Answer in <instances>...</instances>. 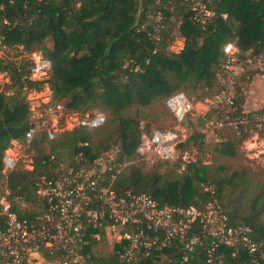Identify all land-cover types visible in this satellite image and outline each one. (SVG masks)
Masks as SVG:
<instances>
[{
  "label": "trees",
  "instance_id": "1",
  "mask_svg": "<svg viewBox=\"0 0 264 264\" xmlns=\"http://www.w3.org/2000/svg\"><path fill=\"white\" fill-rule=\"evenodd\" d=\"M207 4L213 14L201 24L192 20L181 0H0V44L22 46L29 53L39 50L49 60L46 82L55 102H63L67 112L92 114L97 110L105 115L98 126L75 125L52 138L47 135V127L38 132L34 129L27 144L32 152L31 168L15 164L5 176V150L12 140L24 143L26 131L35 128L26 97L30 90H39L42 82L30 78L31 59H0V73L7 74L6 87L11 89L9 93L0 90V195L6 185L12 211L34 220L46 210L36 193L41 176H56L69 166L82 164L81 159L88 164L116 148L112 171L102 175V183L116 195L130 190L149 194L160 205L198 210L216 198L231 225H248L254 239L264 240V186L249 178L246 168L226 173L221 163L206 164L197 159L176 172L178 159L167 173L158 167L142 170V158L136 152L139 121L147 118L143 111L149 105L163 102L166 107L165 100L179 91L194 102L213 97L220 90L225 42L234 40L242 51L264 50V0H209ZM157 12L161 13L162 24L158 29ZM172 17L175 24L178 22L177 36L183 40L176 52L169 49L174 39ZM244 74L238 79H245ZM233 91L236 112L226 113L222 104L211 111L215 121L223 119L224 124L217 128L225 138L217 149L227 156L235 154L237 143L247 137L248 128L256 127L255 117L264 111V106L247 110L237 85ZM241 107L246 109L245 114L239 113ZM225 113L236 122L227 124ZM148 126L145 130L150 132ZM204 144V133L194 129L174 147L195 146L201 152ZM226 186L239 189L248 203L241 206L228 200ZM97 232L98 239L92 236ZM86 238L84 252L90 262H119L122 241H111L109 251L102 254L94 247L108 240L105 231L90 228ZM181 255V245L175 242L150 248L137 264H178ZM43 256L47 260L56 258L47 252ZM214 260L212 264H250L251 256L241 247L222 244ZM258 260L262 264L260 257ZM188 264H207L201 248L189 255Z\"/></svg>",
  "mask_w": 264,
  "mask_h": 264
},
{
  "label": "built area",
  "instance_id": "2",
  "mask_svg": "<svg viewBox=\"0 0 264 264\" xmlns=\"http://www.w3.org/2000/svg\"><path fill=\"white\" fill-rule=\"evenodd\" d=\"M181 1L189 8L195 22L204 24L213 14L207 4L209 0ZM155 21V28L162 26L160 12L156 13ZM222 51L225 55L219 75L222 86L216 97L226 107L225 112L232 114L238 110L233 98L235 80L244 72L245 66L255 69L264 78V50L242 51L230 39L222 45ZM31 60V73L41 67L50 68L49 60L41 53L34 52ZM165 103L178 124L185 120L194 105L182 91L170 95ZM246 112L244 107L239 109L240 114ZM226 113L224 119L227 124H234L236 121ZM86 116L79 124L94 127L105 119L104 113L97 110ZM255 120L257 125L264 122V111ZM215 124L222 126L223 119L215 121ZM46 130L49 138L59 131L57 127ZM33 133L34 128L26 131V145ZM177 138L175 129H152L147 132L141 126L136 152L142 159H170L174 155ZM8 149L2 159L5 176L17 161L16 154H11ZM81 160L82 164L69 166L61 174L39 178L36 193L46 210L34 220L21 218L11 210L8 201L10 190L4 185L0 195V264H94L84 252L90 228H102L112 240L123 242L118 251L117 264H137L150 248H164L175 242H179L182 249L178 264H188L189 255L199 248L204 252L206 263L212 264L222 244L243 248L251 256L250 264H259L258 257L264 264V240L254 239L248 225H231L216 198L198 210L192 206L160 205L149 194L130 190L116 195L102 183L103 173L113 169V157L103 152L88 164ZM92 236L98 239L99 233ZM43 252L56 258L47 260Z\"/></svg>",
  "mask_w": 264,
  "mask_h": 264
},
{
  "label": "rangeland",
  "instance_id": "3",
  "mask_svg": "<svg viewBox=\"0 0 264 264\" xmlns=\"http://www.w3.org/2000/svg\"><path fill=\"white\" fill-rule=\"evenodd\" d=\"M173 18V17H172ZM170 22L172 28L171 35L174 36L169 49L176 52L183 46V40L177 36L176 26ZM173 22V23H172ZM51 40H47V44L51 46ZM40 54L39 50L33 52H26L22 46L6 47L0 44V59L19 61L21 59L33 57V53ZM43 56V55H42ZM42 64H40V67ZM250 71V72H247ZM252 71V73H251ZM245 73V74H244ZM245 79H236L234 88L238 87L239 91L244 96V106L247 110H256L264 106V78L261 77L255 69L245 66L242 73ZM240 77V76H239ZM33 80L41 81L39 90H30L27 93V100L30 108V119L35 124V131L38 132L48 126L57 127L59 131L70 129L75 125H79V121L87 117V113L67 112L64 109L63 102L56 103L52 97L46 79L48 78V69L41 67L30 74ZM239 80V81H237ZM8 76L5 72L0 73V90H5L7 93L11 91L6 87ZM7 88V89H6ZM217 95L213 97L204 98L202 100H195L193 109L188 116L181 123H177L172 114L167 110L163 102L149 105L143 111L147 118H141L139 123L144 129L148 124V129H175L178 135L176 143L184 141L196 129L204 133L205 144L203 151H199L195 146L184 149L174 147L175 152L172 158L163 162L160 158L152 157V159H141L142 170L158 167V170L164 173L172 169V164L180 159V166L175 168L176 172H181L185 164L189 161L200 159L206 164L221 163L226 166L225 172L229 173L231 170L246 168L249 178L255 180L258 184L264 186V124L256 125L255 128L247 129V137L237 143L236 152L232 156L222 155L218 149V143L225 137L219 134L218 126L215 124V118L212 111L213 107L220 104ZM133 110V109H132ZM264 123V122H262ZM227 131V130H226ZM9 152L16 154V164L22 168L30 169L32 152L27 148L26 143L12 140ZM116 148L107 151L109 155L113 156ZM223 173V172H222ZM224 174V173H223ZM213 187L214 185L211 184ZM210 186L209 188H211ZM4 186L2 187V189ZM207 189V187L205 188ZM259 190V189H258ZM253 192V191H250ZM225 194L228 200H233V203H239L241 206L248 203L246 197L239 193V189H232L231 186H226ZM226 201V199L224 200ZM243 206V207H244ZM264 218V216H263ZM107 236V235H106ZM106 241H100L94 247V251H99L102 254L109 251L111 248V235L107 236ZM46 264V263H42Z\"/></svg>",
  "mask_w": 264,
  "mask_h": 264
}]
</instances>
